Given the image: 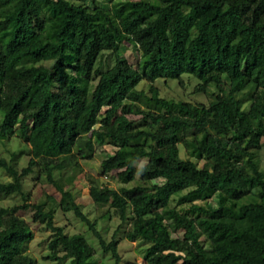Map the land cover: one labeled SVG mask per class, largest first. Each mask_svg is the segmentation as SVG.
<instances>
[{
	"label": "trees",
	"instance_id": "1",
	"mask_svg": "<svg viewBox=\"0 0 264 264\" xmlns=\"http://www.w3.org/2000/svg\"><path fill=\"white\" fill-rule=\"evenodd\" d=\"M186 77L207 102L154 85ZM12 139L30 158L19 169L0 157V264H99L84 234L29 201L24 181L39 165L103 252L137 264L54 178L97 144L110 148L102 173L123 185L89 176V195L130 220L147 264H264V0H0V142ZM15 195L24 202L2 203ZM31 223L50 231L41 260L27 247Z\"/></svg>",
	"mask_w": 264,
	"mask_h": 264
},
{
	"label": "rangeland",
	"instance_id": "2",
	"mask_svg": "<svg viewBox=\"0 0 264 264\" xmlns=\"http://www.w3.org/2000/svg\"><path fill=\"white\" fill-rule=\"evenodd\" d=\"M127 48L124 51V55L129 62L137 66L139 56L137 51L127 43ZM112 63L113 60L110 59ZM160 90L162 96L174 97L176 99H185L190 101L207 102L208 97L203 93H195L194 88L196 80H190L185 78L184 84H180L175 80H157L154 82ZM140 88L145 89L148 93L149 86L143 82L140 84ZM29 146L24 141L12 139L11 141L2 143L0 142V157L5 156L19 169H22L28 164ZM110 151V148L103 145H96V152L92 158H78L76 162L68 165L64 169L55 170L54 178L56 182L64 189L71 190L74 194L75 200L83 207V210L89 215L92 220H97V227L103 234V236L109 241L113 236L119 239L120 251L126 261H135L137 264H147L144 259V252L146 249V243L139 240L130 241L126 237V231L130 227V220L122 222L121 218L113 211L106 212L107 206L96 205L90 195V177L95 178L98 183L102 185H108L115 189H119L122 184L120 176L117 170L111 172L102 173L101 162L106 156V151ZM13 152H17L12 155ZM262 161L264 163V150L261 152ZM181 156L186 157L185 152L181 147ZM148 162V159H141L137 161V166L142 167ZM140 178V174L135 175V180ZM0 179L7 180L9 177L4 173L0 174ZM135 180L130 181L127 185L131 186L135 183ZM24 189L29 194V201H36L43 204L45 209L55 208L56 222L63 225L68 233H82L90 241V243L96 248V258L99 264H115L114 259L110 253L103 252L97 238L90 231L86 224L80 221L72 213H67L62 210L61 193L59 190L49 182L48 176L44 168L39 165L35 166V170L25 178ZM23 199L20 195H15L11 198H5L2 203L5 205H13L23 203ZM28 212L25 213L27 216ZM34 229V237L28 242V250L38 260L48 253V237L50 235L49 229H44L41 225H35L31 223ZM180 234L175 232L174 235ZM68 261H64L60 264H68ZM38 264H57V261L51 259H44Z\"/></svg>",
	"mask_w": 264,
	"mask_h": 264
}]
</instances>
